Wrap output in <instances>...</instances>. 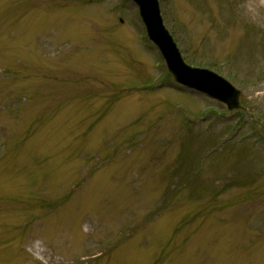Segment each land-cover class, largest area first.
Wrapping results in <instances>:
<instances>
[{"label": "rangeland", "instance_id": "374dc122", "mask_svg": "<svg viewBox=\"0 0 264 264\" xmlns=\"http://www.w3.org/2000/svg\"><path fill=\"white\" fill-rule=\"evenodd\" d=\"M160 3L241 111L162 81L133 2L0 0V264H264V0Z\"/></svg>", "mask_w": 264, "mask_h": 264}, {"label": "water", "instance_id": "95a60500", "mask_svg": "<svg viewBox=\"0 0 264 264\" xmlns=\"http://www.w3.org/2000/svg\"><path fill=\"white\" fill-rule=\"evenodd\" d=\"M132 1L139 8L148 38L160 50L175 80L224 101L229 109L238 108L239 93L228 82L207 69L194 68L185 63L177 44L163 24L158 0Z\"/></svg>", "mask_w": 264, "mask_h": 264}, {"label": "trees", "instance_id": "16d2710c", "mask_svg": "<svg viewBox=\"0 0 264 264\" xmlns=\"http://www.w3.org/2000/svg\"><path fill=\"white\" fill-rule=\"evenodd\" d=\"M195 60H197V59H196V58H192V59H190L191 62H193L194 64H197V65H202V64H205V65H207V66L209 65V64H207V63H203L202 60H198V61H195ZM229 151H230V150H229ZM185 157H186L187 159L190 158L189 152L186 153Z\"/></svg>", "mask_w": 264, "mask_h": 264}]
</instances>
